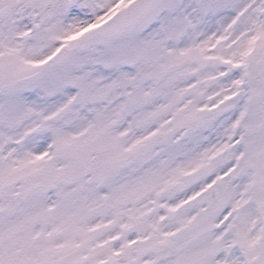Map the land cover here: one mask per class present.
Wrapping results in <instances>:
<instances>
[{
    "label": "snow or ice",
    "instance_id": "obj_1",
    "mask_svg": "<svg viewBox=\"0 0 264 264\" xmlns=\"http://www.w3.org/2000/svg\"><path fill=\"white\" fill-rule=\"evenodd\" d=\"M0 264H264V0H0Z\"/></svg>",
    "mask_w": 264,
    "mask_h": 264
}]
</instances>
